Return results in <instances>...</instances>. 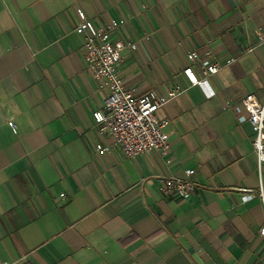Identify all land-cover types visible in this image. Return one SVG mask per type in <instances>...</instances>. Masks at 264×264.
I'll use <instances>...</instances> for the list:
<instances>
[{
    "label": "crops",
    "instance_id": "1",
    "mask_svg": "<svg viewBox=\"0 0 264 264\" xmlns=\"http://www.w3.org/2000/svg\"><path fill=\"white\" fill-rule=\"evenodd\" d=\"M77 9L97 27L125 20L114 33L137 44L120 68L129 87L184 88L159 112L170 163L128 159L96 128L108 91ZM194 51L232 60L212 98L183 74ZM248 94L264 101V0H0V264H264V207L243 202L264 188V163L234 111ZM191 169L192 198L159 191Z\"/></svg>",
    "mask_w": 264,
    "mask_h": 264
},
{
    "label": "built area",
    "instance_id": "2",
    "mask_svg": "<svg viewBox=\"0 0 264 264\" xmlns=\"http://www.w3.org/2000/svg\"><path fill=\"white\" fill-rule=\"evenodd\" d=\"M80 23L75 31L85 38L84 58L101 90H107L108 96L102 108L93 112L96 128L102 135L110 136L124 151L126 157L135 160L150 151H156L170 163L171 146L165 129L169 125L167 118L159 117V112L176 100L185 91L181 86H174L166 92L149 89L136 92L129 87L121 74L123 55L127 49L135 50L137 44L117 38L115 31L125 20L112 21L107 26L97 27L84 10L77 9ZM190 64L183 70L191 86L199 87L212 98L216 95L211 80L232 60L222 64L212 58V52L201 57L197 52L187 55ZM193 63H197L200 72H196ZM240 124L249 123L254 132L253 146L259 164L264 163V101L254 94H248L242 106L235 108ZM10 128L17 134V126L10 120ZM108 148L97 145V151L104 153ZM196 171H186V179L177 177H159V191L167 198L190 199L200 188L195 179ZM247 195L243 202L259 199L264 207V188L258 191L245 189ZM264 237V228L260 233Z\"/></svg>",
    "mask_w": 264,
    "mask_h": 264
}]
</instances>
